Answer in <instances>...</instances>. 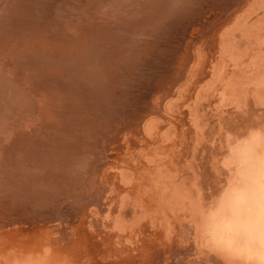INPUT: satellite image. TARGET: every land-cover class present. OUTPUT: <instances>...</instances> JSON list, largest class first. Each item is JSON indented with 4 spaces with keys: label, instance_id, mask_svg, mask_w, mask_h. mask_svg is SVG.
<instances>
[{
    "label": "rangeland",
    "instance_id": "rangeland-1",
    "mask_svg": "<svg viewBox=\"0 0 264 264\" xmlns=\"http://www.w3.org/2000/svg\"><path fill=\"white\" fill-rule=\"evenodd\" d=\"M13 1L0 0L8 29L0 34V64H12L30 93L15 98L0 65V87L8 91H0V120L17 133L11 143L0 140L7 152L0 169L29 154L22 142L50 151L57 167L37 176L48 182L44 189L29 182L1 201L0 264H264V0H29L43 7H17L11 16ZM88 7L95 18L84 15ZM29 19L35 36L50 25L69 44L81 28L97 40L84 50L97 65L82 71L84 83L66 98L67 105L81 101L76 108L58 103L52 115L33 107L47 94L42 86L60 82L52 69L62 71L56 62L66 56L48 48L34 62L9 54L25 39L18 26H32ZM130 36L127 50L121 44ZM132 47L143 48L142 55L134 57L140 51ZM35 61L52 64L51 72ZM56 95L57 102L65 98ZM76 114H82L76 126L66 124V115ZM34 117L45 122L35 121L24 136ZM74 139L79 152L61 147ZM36 163L35 172L46 168ZM91 176L95 194H85ZM102 201L110 204L98 210Z\"/></svg>",
    "mask_w": 264,
    "mask_h": 264
},
{
    "label": "bare ground",
    "instance_id": "bare-ground-1",
    "mask_svg": "<svg viewBox=\"0 0 264 264\" xmlns=\"http://www.w3.org/2000/svg\"><path fill=\"white\" fill-rule=\"evenodd\" d=\"M33 1V0H32ZM32 1H29V0H14L13 1V4H14V7H12V10H13V12H10V14H11V16H16L18 13V11H20V10H18L17 9V7L19 8V7H32V6H36V7H39L40 5H41V3H39V2H32ZM48 1V0H47ZM50 1V0H49ZM195 1V0H194ZM193 1V2H194ZM197 1V0H196ZM195 1V2H196ZM194 2V3H195ZM194 3H192V4H194ZM42 6V5H41ZM40 6V7H41ZM43 7V6H42ZM1 9V8H0ZM28 9V8H27ZM31 9V8H30ZM86 9V8H85ZM91 9H92V11H91ZM7 10V9H6ZM186 10V9H185ZM187 11V10H186ZM188 11H189V9H188ZM187 11V12H188ZM25 12V11H24ZM92 14H91V13ZM180 12V11H179ZM182 12V13H181ZM181 12H180V14H183V13H185V11L183 12L182 10H181ZM187 12L184 14V16L187 14ZM23 13V12H22ZM82 13V12H81ZM80 13V15H82ZM172 13V12H171ZM170 14V13H169ZM179 14V15H180ZM191 14V13H190ZM190 14H187L188 16H191ZM8 15V14H7ZM41 15V14H40ZM84 15L86 16V17H88V18H90V19H93V18H95L96 17V14L93 12V8H90V7H88L87 9H86V11L84 12ZM89 15H91V16H89ZM98 15V14H97ZM172 15V14H171ZM2 16V15H1ZM4 16V15H3ZM26 16V15H25ZM175 16V15H174ZM194 16V15H193ZM5 17V16H4ZM4 17H0V34L2 33V36H3V34L5 35V33H6V27H5V25H3L4 23H2V20L4 19ZM17 17H19V16H17ZM15 18L14 20L16 21V19L18 20V18ZM23 17V16H22ZM35 17V16H34ZM39 17H41V16H39ZM45 17V16H44ZM170 17H173V16H170ZM7 18V17H6ZM31 18H33V17H31ZM42 19L41 20H43V17H41ZM190 18H192V17H190ZM23 19H26V18H23ZM67 19H68V17H67ZM66 18H64V20H65V22H66V20H67ZM69 19H70V17H69ZM73 19V18H72ZM10 20V19H9ZM20 20H22V19H20ZM30 20V22L28 23V24H30V25H32V26H26V28H24L23 27V25H20V24H18V25H20V26H18V28L20 29V27L21 28H23V30L24 29H26V30H21L22 32V34L24 35L23 37H25V39L23 40V41H19V42H17V43H15V44H17V48L15 47L16 45L14 44V46H12L13 48H12V50L14 49V47H15V50H13V51H15V53H11L12 51L10 50V53L9 54H12V56H13V54L16 56V60L17 61H19V60H21V59H23V58H27V59H29V60H31V61H33L34 62V58H36L37 56H35V55H38L39 54V56H40V54L41 53H44L45 54V50H47V48L49 49L47 52H52V53H56L57 54V56H59V55H61V57L60 58H62V57H65L66 56V58L64 59L66 62H60V61H58V62H56V61H54V62H56V63H58V64H62V67H60L61 69H63L62 71H59L58 72V70L56 71V69L54 70V69H52V67L50 68V71L48 70L49 69V66L50 65H52V64H50V65H48V67H46L47 65H45V66H43V65H38V64H36V61H35V66L36 67H40V66H42V68L44 69V71L45 70H47V71H49V72H51V69L54 71V73H55V78L53 79L54 81H55V79H56V81L58 80V85H56L55 83L56 82H54L52 85L50 84L49 86H48V88L47 89H44V87L42 86V88L40 89L41 90V92L43 93H47L46 95H45V98L40 102V103H36V106H35V104H33V107L34 108H36L37 109V112H39V110H40V112L41 111H45V112H47V113H51L52 115H54V114H56L55 113V111H56V109H57V104L58 103H60V106L62 105V104H64V106H66L67 104V100H66V98H67V95L69 94V91H70V89H71V87H75V88H77L78 86H80V85H82L84 82H83V79H84V75H83V73H82V71L83 70H85L86 68L87 69H91L92 67H94V66H96L97 65V63L95 62L96 61V59H94V56H93V58H89V57H87V58H85V56H87V54L85 53V51L86 50H88V51H91V49L96 45V41L95 40H93V38H90V36L89 35H87V32H85L83 29L84 28H81L80 29V31H77L74 35H70V33L68 34V36L70 35L71 36V44H69V43H67V42H69V38H66L67 39V41L65 42L63 39H62V36H64V35H66V34H61V37H60V33L59 34H56V32H55V34L56 35H54V32L52 31V30H55L56 29V27L55 28H52V32L49 30V27H51L50 25H48L49 27H45L44 29H42L41 28V31H38V34H37V36H35L34 35V33H32V31L33 30H30L32 27H33V25L35 26V23L34 24H32L33 22L31 21V19H29ZM28 20V21H29ZM33 20V19H32ZM27 20H25V22H26ZM27 21V22H28ZM35 21V20H34ZM54 21H56V20H54ZM60 21V20H59ZM62 21H63V19H62ZM13 22V21H12ZM16 22H19V20L18 21H16ZM22 22V21H21ZM20 22V23H21ZM32 22V23H31ZM57 22V21H56ZM14 23V22H13ZM24 23V22H23ZM63 23V22H62ZM6 24V23H5ZM7 24H9V22L7 23ZM14 24H16V23H14ZM13 24V25H14ZM27 24V25H28ZM85 24H92V23H90L89 22V20L87 21V22H85V23H83L82 22V26L81 27H84L85 26ZM37 25V24H36ZM59 25H61L60 24V22H59ZM78 25V24H77ZM74 26V25H73ZM9 27H10V25H9ZM36 27V26H35ZM34 27V28H35ZM39 26L37 25V28H38ZM63 27V26H62ZM76 28H77V26H76ZM96 28L97 27H95L94 28V30L95 31H97L96 30ZM113 27L112 26H109V29H112ZM40 29V28H39ZM63 29V28H62ZM61 29V30H62ZM65 29V28H64ZM63 29V30H64ZM78 29V28H77ZM8 30V29H7ZM18 30V29H17ZM16 30V31H17ZM35 30V29H34ZM60 30V29H59ZM182 31H183V29H182ZM62 32V31H61ZM75 32V31H74ZM88 32H89V30H88ZM20 33V34H21ZM36 33V32H35ZM90 33V32H89ZM182 33V32H181ZM2 38V37H1ZM64 38V37H63ZM130 38H132V36H130L129 38H125V40H127V41H125V42H121L120 41V43H122L121 44V46H123V45H126V49H127V47H128V45H129V42H130ZM18 40V39H17ZM122 41H123V39H122ZM6 44V43H5ZM10 47V46H9ZM8 47V48H9ZM3 48H4V46H0V51H2L3 52ZM85 48H87V49H85ZM90 48V49H89ZM2 49V50H1ZM130 50L129 51H131V50H134V51H140V53L139 52H132V55L134 56V57H139V56H141L142 55V53H143V51H144V49L143 48H129ZM85 50V51H84ZM128 50V49H127ZM108 52H107V54L109 55V53H112V54H115V53H113V51L112 50H107ZM1 52V53H2ZM70 53H72L71 54V56L70 55H68V54H70ZM8 54V55H9ZM42 55V54H41ZM38 56V57H39ZM43 56V55H42ZM46 56H47V53H46ZM69 58H68V57ZM106 56V55H105ZM14 57V56H13ZM13 57H11V58H13ZM37 57V58H38ZM109 57H110V55H109ZM15 58V57H14ZM54 58V57H53ZM34 59V60H33ZM39 59V58H38ZM44 59V58H43ZM51 59V58H50ZM41 60V59H40ZM55 60V59H54ZM89 60H91V61H89ZM0 61H2L1 59H0ZM43 61V60H42ZM3 62H4V60H3ZM3 62L0 64V65H2L3 64ZM6 62V61H5ZM30 63V62H29ZM51 63V62H50ZM108 63L109 64H112L113 62L112 61H108ZM7 64H8V62H7ZM47 64H49L48 62H47ZM106 64V63H105ZM109 64H107V65H109ZM5 64H3V66H4ZM12 64H8V65H5L6 66V70H5V72L6 71H8L7 72V74L4 76L3 74H2V77L5 79V78H9V80L7 79H2V80H4L2 83H4L5 81L7 82L8 81V83H10L11 85H8L9 86V89L11 90V91H13L11 94H14V97L15 98H18L19 100L20 99H23V98H27V97H29V88H30V86H28V84H25L24 82L23 83H21L20 82V76L19 75H17V73L15 74V72H14V70H15V68H14V66H11ZM16 66H17V64H15ZM103 65V64H102ZM105 66V74H109L110 76H113L114 75V72L115 71H109V69H111V67L109 66ZM11 66V67H10ZM60 66V65H59ZM36 67H34V68H36ZM5 68V67H4ZM11 68H14V69H11ZM41 68V67H40ZM55 68H58V69H60L58 66H56ZM10 71H9V70ZM37 69H39V68H37ZM43 69H41V70H43ZM0 70H2V68L0 69ZM4 70H2L1 72H3ZM39 71V70H38ZM56 71V72H55ZM0 72V73H1ZM12 72V73H11ZM43 72V71H42ZM46 72V71H45ZM15 75H17V76H15ZM48 75V74H47ZM54 75V74H53ZM9 76H11V77H9ZM17 77V78H16ZM10 78L12 79V80H10ZM13 78H15V79H13ZM53 78V77H52ZM0 79H1V77H0ZM42 79V78H41ZM106 79V78H105ZM108 80H109V78H107ZM111 79V78H110ZM19 80V81H18ZM108 80H106V81H108ZM33 82V81H32ZM38 82V81H37ZM114 83V82H113ZM112 83V84H113ZM1 84V83H0ZM35 84V83H34ZM108 84V83H107ZM4 86H5V84H3ZM3 85H1V87L3 86ZM6 85V86H7ZM109 85V84H108ZM118 85L119 84H116V85H114L113 87H118ZM0 87V88H1ZM58 87H60L59 88V92H57L59 95H64L65 96V98H63L62 99V101H59V102H57L58 101V99H60V98H58V96L55 94V93H53L54 91H55V89L56 88H58ZM6 88V87H5ZM2 89H4V88H1L0 89V91L2 90ZM78 89H79V87H78ZM77 89V90H78ZM109 89V88H108ZM107 89V90H108ZM6 90V89H5ZM5 90H2V92H4ZM53 91V92H52ZM57 91V90H56ZM108 91H110V89L108 90ZM117 91V90H116ZM6 93L8 92V91H5ZM29 92V93H28ZM71 93V92H70ZM76 93V92H75ZM110 93V92H109ZM108 94V93H107ZM40 95V94H39ZM12 96V95H11ZM10 96V97H11ZM49 96L51 97V99H49ZM108 96H111V94L110 95H108ZM78 97V96H77ZM112 97V96H111ZM3 99H4V97H2ZM13 98V97H12ZM71 98V97H70ZM8 99V98H7ZM11 99V98H10ZM17 99V100H18ZM32 98H30V100H31ZM86 99V98H85ZM14 100V99H13ZM12 100V101H13ZM16 99H15V101H17ZM24 100V99H23ZM22 100V101H23ZM50 100H52V101H50ZM4 101V104L6 105V103H5V101H6V98H5V100H3ZM8 101V100H7ZM113 101V100H112ZM10 102V101H9ZM32 102V101H31ZM69 102V101H68ZM20 103H22V102H20ZM24 103V102H23ZM27 103H28V101H27ZM27 103H25V104H27ZM54 104L53 105V109H52V111L51 112H49L50 110H51V105L50 104ZM73 103V104H72ZM72 103H70V105H67L68 106V108H69V106H74L73 108H76V106H78L77 104H80V103H82L81 101H80V103L78 102H72ZM3 104V103H2ZM29 104V103H28ZM27 104V105H28ZM66 104V105H65ZM4 105V106H5ZM2 106V105H1ZM6 106H8V105H6ZM81 106V105H80ZM3 107V106H2ZM59 107V106H58ZM4 108V107H3ZM7 108V107H6ZM24 108V107H23ZM81 108H82V106H81ZM25 109V108H24ZM67 109V108H66ZM78 109V108H77ZM4 109H2V111H3ZM82 110V109H81ZM36 111V110H35ZM67 111H68V109H67ZM77 111V110H76ZM78 111H80V110H78ZM24 113H27V112H24ZM30 113V112H29ZM82 113V112H81ZM36 114V113H35ZM49 114H48V117H49ZM63 114H65V113H63ZM27 115V114H26ZM61 115V114H60ZM71 115V114H70ZM73 115V114H72ZM77 115V114H76ZM80 115H82V114H78L77 116H76V118H75V116H72V117H69L68 115H66V118L68 117V121H67V123L66 124H68V125H71V126H76V124L79 122V116ZM2 116V115H1ZM25 116V115H24ZM36 116V115H35ZM48 117H47V119H48ZM35 118V117H34ZM65 118V117H64ZM63 118V119H64ZM4 119V118H3ZM6 119V118H5ZM38 119V118H37ZM36 118L35 119H33V121H32V123L33 124H31L29 127H27V128H25V130H24V136H26V135H28L29 133H30V135L32 134V132H27V130H29L31 127H32V125L33 126H35V123L38 121L39 123H44L45 122V120H37ZM62 119V120H63ZM3 121V120H2ZM36 121V122H35ZM11 122V121H10ZM14 122H16V121H14ZM64 122V121H63ZM66 122V121H65ZM19 123V122H18ZM23 123V122H22ZM37 124V123H36ZM63 124V123H62ZM129 124V123H128ZM127 124V125H128ZM7 125V127H5ZM10 125H11V123H10ZM38 125V124H37ZM60 125H61V123H60ZM68 125H66L67 127H68ZM82 125H85L84 123L82 124ZM65 126V127H66ZM70 126V127H71ZM81 126V125H80ZM11 128H12V130L11 129H8L9 127H8V124L5 122V124L3 125L2 123H1V120H0V131H3L4 130V132L6 133V134H8L9 135V138H8V135L6 136V134H4V132L2 133V132H0V140H5V138L7 137V140L8 139H10L9 141H8V143L10 142L11 143V140H12V137H14L17 133L16 132H14L15 131V128H14V131H13V126H10ZM38 127V126H37ZM20 128V127H19ZM23 128V127H22ZM79 128H81V127H79ZM83 128V127H82ZM3 129V130H2ZM57 129H60V128H57ZM66 129V128H65ZM70 128H68V130H69ZM21 130V129H20ZM40 131V130H39ZM59 131V130H58ZM71 131V130H70ZM70 131H68V132H70ZM74 131V130H73ZM60 132V131H59ZM64 132H67V131H64ZM67 132V133H68ZM75 132H76V130H75ZM82 132L83 133H85L83 130H82ZM41 133V132H40ZM15 134V135H14ZM20 134V133H19ZM21 134V135H22ZM57 134H59V133H57ZM69 134V133H68ZM76 134V133H75ZM86 134V133H85ZM73 134H70V136H72ZM83 136H84V134H82ZM32 136H35V135H32ZM31 136V137H32ZM76 136V135H75ZM77 136H78V134H77ZM59 137H60V134H59ZM88 137H89V134H88ZM65 138V137H64ZM72 138V137H71ZM32 139H35V138H33L32 137ZM62 139V138H61ZM70 139V138H69ZM85 139V138H84ZM87 139V138H86ZM101 139V138H100ZM7 140H5V141H7ZM59 140V139H58ZM75 141L74 142H70L69 143V141L66 143L64 140H62V142L64 141L65 143L63 144L62 143V145H61V147L62 146H69V147H71V149L73 150V152H79L80 151V149H81V146H79V141H76L77 139H74ZM67 141V140H66ZM72 141H73V139H72ZM80 141H81V139H80ZM1 142V141H0ZM32 142H33V140H32ZM46 142H48V141H46ZM49 142H50V140H49ZM35 143V142H34ZM34 143H31L30 142V144L28 143V142H22L21 143V145H22V147H23V149L25 148H27V150H28V153L29 154H25V155H23L24 157H20V158H18V159H15V161L14 162H11V163H8L6 166L7 167H5V168H1L0 169V203H1V201L3 200V198H7V197H9V196H12V195H15L16 193H17V191H18V193H19V195H20V193H22V189H20L21 188V185L22 184H26L27 183V186H26V188L28 187V185H29V182H31V186L32 187H34V188H36V190H39V189H41L44 185L46 186V184L48 183H44V184H42L41 183V178H46V176H49L47 173H50V172H48L47 171V169H52V168H54L55 166L57 167V163L55 164V166L53 165V163L51 162V160L53 159H51V158H49V154H51V152L50 151H48V152H46V150H44L43 152L45 153H47V154H43L40 150H41V148L39 149L38 147H37V145L35 144L34 145ZM37 143H38V141H37ZM4 144H7V143H3V145L2 146H4ZM53 144V143H52ZM77 144V146L75 147V145ZM10 145V144H9ZM12 145V144H11ZM40 144H38V146H39ZM47 145V144H46ZM45 145V146H46ZM1 146V145H0ZM7 146H8V144H7ZM36 146V147H35ZM72 146H74V147H72ZM6 147V146H5ZM20 147L21 146H19V143L17 144V146L16 147H14V149H20ZM85 147V146H84ZM1 148V147H0ZM36 148V149H35ZM38 148V149H37ZM68 148V147H67ZM22 149V148H21ZM43 149V148H42ZM49 150V149H48ZM53 150H55V149H53ZM12 151V150H11ZM18 151H20V150H18ZM65 151V150H64ZM68 151H69V149H68ZM13 152H14V150H13ZM23 152V151H22ZM25 152V151H24ZM75 152V153H76ZM4 153H7V152H4V151H1V149H0V154L2 155V154H4ZM53 153V152H52ZM55 153H56V151H55ZM54 153V154H55ZM66 153V152H65ZM18 154H20V153H18ZM64 154V153H63ZM72 152L70 151L69 152V154L68 155H71L72 156ZM43 155H45V157L43 156ZM66 155V154H65ZM81 155V154H80ZM19 156V155H18ZM17 156V157H18ZM51 156H54V155H51ZM50 156V157H51ZM63 156V155H62ZM74 156V155H73ZM77 156V155H76ZM26 157V158H25ZM59 158V157H58ZM66 158V157H65ZM83 158V157H82ZM81 158V160H84V159H82ZM0 159H1V157H0ZM74 159H75V157H74ZM74 159H72V162L74 161ZM77 159V158H76ZM79 159V158H78ZM39 161V164L40 165H46V168H44L43 166H41V167H43V170H45V171H43L42 170V168L40 169V172H42V174L41 175H37L36 173H40V172H35L36 170H34L35 169V166L36 165H38L37 163H36V161ZM65 160V159H64ZM70 160H71V158H70ZM56 161V160H55ZM62 161V160H61ZM66 161V160H65ZM81 162V161H80ZM84 162V161H83ZM63 163V162H62ZM73 163H75V162H73ZM78 163H79V161H78ZM77 163V161H76V164H78ZM66 164H67V162H66ZM39 165V166H40ZM60 165V164H59ZM54 166V167H53ZM52 167V168H51ZM60 168V167H59ZM62 168V167H61ZM88 168H90V167H88ZM87 167H86V170L84 169V171H86L87 172V169H88ZM37 169V168H36ZM55 169V168H54ZM58 170V169H57ZM93 170H94V168H93ZM98 170V169H97ZM56 171V170H55ZM55 171H53V172H55ZM83 171V170H82ZM90 171V170H89ZM88 171V172H89ZM60 173V172H59ZM44 174V175H43ZM54 174V173H53ZM64 174V173H63ZM84 174V173H83ZM34 175H36V176H34ZM52 175V174H51ZM87 175V174H86ZM89 175V174H88ZM37 176H42L41 178H39V179H37ZM82 177H84V176H82ZM36 178V179H35ZM55 178V177H54ZM60 178V177H59ZM64 178V177H63ZM66 178V177H65ZM84 178H86V176L84 177ZM73 179H75V178H73ZM88 179H89V182H84V184L86 185V187H87V190H89V191H87L86 190V187H85V189L84 190H86L85 191V194H86V192H89L88 194H90V193H92V194H95V187L96 186H94V184L96 183L95 182V179H94V177L93 176H91V178L90 177H88ZM47 181V180H46ZM46 181H44V182H46ZM71 181V180H70ZM75 181V180H74ZM74 181H72V182H74ZM84 181H87V178H86V180H84ZM71 182V183H72ZM51 183V182H50ZM49 183V184H50ZM74 183H77L76 185H79V183H80V180L78 181H75ZM64 184H66V182L64 183ZM56 185V184H55ZM57 186V185H56ZM82 186H84V185H82ZM15 187V188H14ZM23 187V186H22ZM25 187V186H24ZM41 187V188H40ZM49 187V186H48ZM17 189V190H16ZM42 189H44V188H42ZM79 189H81V185H80V188ZM29 190V189H28ZM26 191H27V189H26ZM40 191H42V190H40ZM34 192V191H33ZM9 193H11V195H9ZM17 193V194H18ZM35 193V192H34ZM40 193V192H39ZM48 193V192H47ZM16 194V195H17ZM30 194H32V193H30ZM36 194V193H35ZM50 194V193H49ZM104 193H102V195H103ZM18 195V198H20V196ZM33 195V194H32ZM101 195V194H100ZM27 197V199H26V201L28 202V203H33V201H36L35 199H34V197H28V196H26ZM25 197V198H26ZM90 197V196H89ZM97 197V196H96ZM81 198V197H80ZM86 198H87V195H86ZM85 198V199H86ZM98 198V197H97ZM79 199V198H78ZM84 199V198H83ZM90 199V198H89ZM89 199H88V201H89ZM94 199V198H93ZM101 200V199H100ZM103 200V199H102ZM107 200V199H106ZM105 200V201H106ZM108 200H109V198H108ZM105 201H102L99 205H98V210H101L100 208H103L104 206H106L107 207V204H104L105 203ZM82 202H84V201H82ZM107 202H109V201H107ZM76 204H78V203H76ZM83 204V203H82ZM85 204V203H84ZM86 204H87V201H86ZM110 204V203H109ZM108 204V205H109ZM89 205V204H88ZM2 206H0V208H1ZM86 206H83V208H85ZM109 207V206H108ZM107 209H109V208H107ZM111 209V208H110ZM103 211V210H102ZM111 211V210H110ZM66 212V211H65ZM67 214H70L68 211L66 212ZM107 213V212H106ZM60 214V213H59ZM64 214V213H63ZM105 214V213H104ZM57 216H59V215H57ZM70 215H68V217H69ZM15 217V216H14ZM107 218V217H106ZM108 220H109V218H108ZM13 220H11V222L10 223H8L7 225L8 226H14V224H13ZM73 222V221H72ZM105 222V221H104ZM50 233V232H49ZM55 233V232H54ZM211 235V234H210ZM207 238V237H206ZM205 239V238H204ZM51 240V239H50ZM49 242H51V241H49ZM71 247V246H70ZM65 258V257H64ZM178 258V257H177ZM183 258V257H182ZM62 260V259H61ZM179 260V259H178ZM177 260V261H178ZM67 261V260H66ZM176 261V262H177ZM183 261V260H182ZM59 262V261H58ZM179 262V261H178ZM262 262H264V252H263V257H262ZM153 264V263H152ZM177 264V263H176Z\"/></svg>",
    "mask_w": 264,
    "mask_h": 264
}]
</instances>
